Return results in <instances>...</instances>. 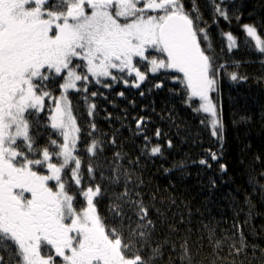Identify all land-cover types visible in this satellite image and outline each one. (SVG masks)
<instances>
[{"label":"snow or ice","instance_id":"1","mask_svg":"<svg viewBox=\"0 0 264 264\" xmlns=\"http://www.w3.org/2000/svg\"><path fill=\"white\" fill-rule=\"evenodd\" d=\"M190 4L188 10L184 0H0V252L11 253L7 258L0 256V264H164L166 256L169 264H199L200 257L193 254L187 239L179 247L172 241L181 235L176 224L190 223L183 213L171 212L173 198L158 200L153 195L145 205L136 190L142 182L139 177L131 179L132 173L119 163L126 159L121 153L113 155L108 176L90 162L82 175L78 154L79 144L84 145L80 150L84 155L94 157L104 150V141L93 138L96 124L91 118L96 104L89 102L103 93L90 92V84L104 90L121 84L140 89L150 75L159 74L164 78L152 88H164L166 80L181 84L184 103L202 115L200 124L217 145L216 151L206 150V158L193 166L211 170L216 163L219 172H227V165L219 163L225 144L221 73L237 83L248 77L227 73L228 67H238L239 62H220L210 42V26L195 0ZM209 4L213 24L219 19L241 20V13L230 11L228 0H209ZM240 31L251 38L244 45L254 55H264V19L240 24ZM219 36L228 42L221 51L239 49L242 37L232 31ZM51 87L62 89L61 94L54 96ZM69 90L83 93L88 103L90 124L83 133L71 111ZM139 95L143 97L144 92ZM46 98L55 104L50 128L58 135L39 145L36 114L44 111ZM106 118L111 119V114ZM135 119L145 146L142 151L160 156L162 147L151 146L152 138L141 130L149 121ZM154 137H161L159 129ZM108 143L115 145V137ZM167 147H172L171 140ZM260 180L264 171L250 176L249 183L264 192ZM121 183L124 190L113 191ZM210 185L215 188L216 181ZM102 197L113 201L106 217L97 208ZM150 209L155 222L148 216ZM233 227L239 231L238 225ZM208 237L214 240V232L210 230ZM222 246L214 242V256L207 264H217L216 250ZM226 246L230 256H245L241 264H246L249 250L259 251L264 259V249H249L242 240Z\"/></svg>","mask_w":264,"mask_h":264},{"label":"trees","instance_id":"2","mask_svg":"<svg viewBox=\"0 0 264 264\" xmlns=\"http://www.w3.org/2000/svg\"><path fill=\"white\" fill-rule=\"evenodd\" d=\"M184 2L185 8L190 10V0ZM195 2L203 20L210 26V42L220 62H239L238 67H228L227 73L236 71L248 77L245 82L237 83L231 81L225 72L221 73L220 99L223 105L221 115L225 144L223 159L219 163L227 165V172H219L216 163L212 164L211 170L198 164L193 166L194 161L206 158V150L216 151L217 145L208 130L201 126L202 115L193 112L192 106L184 103L181 84L168 83L166 80L164 88H152L153 83L164 78L157 74L155 77L150 75L140 89L127 88L121 84L104 90L93 84L89 85L90 92H102L103 97H106L98 95L89 100L96 104L95 115L91 118V122L96 124L93 138L104 141V150L102 154L97 152L93 157L91 154L84 155L80 151L84 145H78V154L82 160L81 174H85V163L90 162L94 168H103L105 176H108L110 173L107 169L113 161V155L121 153L126 159L119 163L132 173L131 179L139 177L142 182L136 190L140 192L145 205L151 202L153 195L158 200L171 197L176 202L171 212L183 213L185 219L190 220L186 226L176 224L181 235L173 236L172 241L177 247L187 239L193 254L200 257L199 264H207L214 256V242L220 241L224 246L216 250L220 258L217 264H225V261L241 264V261H245V256H230L226 246L228 243L238 244L242 240L249 249H264V192L249 183L250 176L264 171V55H254L252 49L244 45L243 41L251 38L241 33L240 24L264 19V0H228L230 11L235 9L241 13V20L227 23L219 19L216 24L212 22L209 0ZM228 31L242 37L238 41V50L221 51V47L226 48L228 42L219 33ZM144 70L141 67V71ZM77 86L81 87L82 84L78 82ZM51 91L58 97L62 89L51 87ZM120 91H124V97L117 95ZM141 91L144 92L143 97L139 95ZM67 98L82 133L87 131L90 118L87 116L88 103L83 101V93L69 90ZM54 107L53 100L46 98L44 111L36 114L40 135L35 138L39 145H44L49 136L57 139L58 134H53L50 128ZM109 114L111 119L106 118ZM139 117L149 121L142 125L141 130L152 138L151 146L159 144L162 147L160 156L150 157L142 151L145 146L143 137L137 133L135 119ZM156 129L161 131L159 140L154 137ZM113 137L115 145L108 143ZM83 140L82 135L81 141ZM168 140L172 141L171 148L167 147ZM257 157L260 158L259 161ZM180 164L184 165L182 169L178 167ZM41 171L45 172L43 169ZM213 179L216 181L215 188L210 185ZM259 183L264 184V180ZM132 187L130 180L129 188ZM123 190L122 183L113 189L116 193ZM112 202L103 197L99 199L97 208L102 217L107 216L106 209ZM156 207H160L158 202ZM188 213L191 215L188 216ZM148 216L156 221V215L151 209ZM176 219L178 221L180 216L177 215ZM204 225L208 228L203 227ZM234 225L239 226V231L234 229ZM157 230L159 231V225ZM210 230L214 232V240L208 237ZM260 256L259 251L253 253L249 250L246 264H264V259ZM164 264H169L167 256Z\"/></svg>","mask_w":264,"mask_h":264},{"label":"flooded vegetation","instance_id":"3","mask_svg":"<svg viewBox=\"0 0 264 264\" xmlns=\"http://www.w3.org/2000/svg\"><path fill=\"white\" fill-rule=\"evenodd\" d=\"M44 174H47V172L45 171ZM0 256H6V258H7L8 256H11V253L10 252H8V253L0 252Z\"/></svg>","mask_w":264,"mask_h":264},{"label":"rangeland","instance_id":"4","mask_svg":"<svg viewBox=\"0 0 264 264\" xmlns=\"http://www.w3.org/2000/svg\"><path fill=\"white\" fill-rule=\"evenodd\" d=\"M73 113V112H72Z\"/></svg>","mask_w":264,"mask_h":264}]
</instances>
